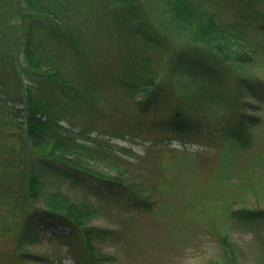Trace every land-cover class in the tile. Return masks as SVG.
<instances>
[{"label": "trees", "instance_id": "16d2710c", "mask_svg": "<svg viewBox=\"0 0 264 264\" xmlns=\"http://www.w3.org/2000/svg\"><path fill=\"white\" fill-rule=\"evenodd\" d=\"M0 100V264L38 256L28 246L46 228H68L55 236L77 264H103L113 257L95 240L118 228L93 216L150 209L155 187L132 168L140 156L102 136L251 146L264 127V0H0ZM231 217L264 230V210ZM218 242L209 264H246L236 240Z\"/></svg>", "mask_w": 264, "mask_h": 264}, {"label": "rangeland", "instance_id": "374dc122", "mask_svg": "<svg viewBox=\"0 0 264 264\" xmlns=\"http://www.w3.org/2000/svg\"><path fill=\"white\" fill-rule=\"evenodd\" d=\"M254 73L260 75L262 70L255 69ZM193 81L195 87L198 81ZM258 114L264 119V104ZM64 125L70 127L65 121ZM73 129L77 132L80 127ZM253 132L252 145L235 148L232 153L177 138L162 139L148 149L151 141L147 139L91 132L108 138L114 146L130 147L140 156L133 170L151 174L155 187L146 205L150 209L101 206L100 213L93 216L92 224L118 228L115 238L110 239L111 235L95 240L100 255L113 257L102 263L209 264L222 254L218 237L224 234L243 246L246 264H264V230L231 220L233 211L239 209L264 210V127L255 125ZM63 186L72 199L86 195L97 200L90 191L68 186L67 182ZM55 233L67 234L68 228L44 229L40 241L28 246L38 256L28 257L25 264H77L67 251V238L56 237Z\"/></svg>", "mask_w": 264, "mask_h": 264}]
</instances>
